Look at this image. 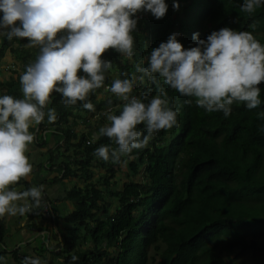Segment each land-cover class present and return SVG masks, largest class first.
<instances>
[{
    "label": "trees",
    "instance_id": "obj_1",
    "mask_svg": "<svg viewBox=\"0 0 264 264\" xmlns=\"http://www.w3.org/2000/svg\"><path fill=\"white\" fill-rule=\"evenodd\" d=\"M166 2L169 7L159 19L150 11L140 10L135 14L138 20L133 30V56L122 55L112 48L103 55L112 61L108 71H117L119 78H124L125 74L129 77L135 74L137 79L132 95L142 94V99L147 102L152 96L160 94L161 90L166 92L170 105L178 109L175 125L160 129L147 144L133 149L117 162L98 157L94 152L96 147L101 144L115 147V143L107 136H100L88 144L97 130L78 133L75 120L83 113H98V121L104 125L110 123L107 120L109 112L115 109L113 113L119 114L122 107H116L123 106L119 97L111 95L97 98L101 92L109 94L104 88L114 80L113 76L105 75L103 89L98 87L87 97L94 109L84 108L83 101L65 104L62 94L53 91L47 107L55 108L57 119L50 122L45 116L37 124V132V127L30 128L34 133L32 144L39 149L52 146L48 149L46 171L43 163L39 162L36 166L34 163L33 181L26 182L24 177L21 178L26 188L32 186L33 182L35 185L52 184L69 177L88 180L84 188L74 184L67 193V199L74 206L71 213L64 215L63 220L67 225H73L72 228L61 227L58 234L35 222L26 225L31 228L33 238L37 233L45 231L43 239L37 238L41 243L33 252L45 259L47 264H223L225 254L235 252V245L231 244L228 234H223L226 229L221 219H229L232 226L231 220L238 221L244 224L245 232H250L246 228H254L252 225L259 224L264 217V202L254 206H245L247 201L240 202V210H237L239 205L230 207L213 198L218 196L225 202L237 189L229 182L221 181L217 175L210 176L222 163L231 168L230 160L235 151L245 152L252 147L264 150V115L259 114L264 111V82L260 85V105L248 108L245 102H234L231 113L225 117L222 111L209 112L198 106L195 97L182 95L166 84L159 74L151 77L136 71L137 64L147 66V56L151 49L161 41H166L173 32L181 33L178 39L186 48L195 45L194 32L206 39L213 30L224 26L248 30L264 43V4L248 13L241 8L243 0H179V9L189 2L180 14L179 9L173 8V0ZM140 15L144 18L140 19ZM7 51L17 54L22 63L21 72L16 71L17 77H12L10 81L0 82V95L10 94L22 98L20 74L26 70V65L35 61L40 46L29 44L28 38L8 39L4 35L0 43V62ZM141 75L144 76L143 80L138 78ZM137 127L143 128V124ZM56 136L59 137L58 141H54ZM72 149L75 151L74 157L65 153ZM27 154H30L29 150ZM128 156L136 159L128 163ZM125 162L129 165L127 175H136L142 169L146 182L136 183L131 179L125 183L123 191H118L113 178L122 170L119 166ZM244 162V159H240L238 163L241 165ZM94 163L107 171L102 181L93 180L95 172L90 167ZM238 168L233 180L243 178L238 175L242 173V169ZM44 172H48V175L58 172L59 175L51 181L34 179V174ZM111 182H114L115 189H112ZM222 186L227 190L226 193L221 192ZM104 189L111 191L107 198ZM257 194H261L260 190L253 192V195ZM237 196L243 201L247 195L243 193ZM111 197L118 201V209L109 218H104L110 214L113 203H109L108 199ZM44 199L49 200L47 196ZM156 201H166L165 213L161 216ZM40 206H34L29 213L31 220L42 216ZM134 209L139 211L136 216L132 214ZM153 215L157 217L153 218ZM146 216L148 219L144 228L140 227V222L145 221ZM4 220L0 218V243L9 237ZM60 220L61 216L55 217L50 223L58 226ZM50 231L53 233L51 236L47 234ZM123 234L128 235L123 240L119 239ZM241 242L245 245L246 239L242 237ZM85 244L88 248H83ZM116 246L120 252L117 257H111L110 248ZM3 250L6 252L4 246ZM15 255L19 260L29 254L24 252L21 257ZM73 256L77 259L73 260Z\"/></svg>",
    "mask_w": 264,
    "mask_h": 264
},
{
    "label": "clouds",
    "instance_id": "obj_2",
    "mask_svg": "<svg viewBox=\"0 0 264 264\" xmlns=\"http://www.w3.org/2000/svg\"><path fill=\"white\" fill-rule=\"evenodd\" d=\"M188 4L186 2L179 9V0H173L172 6L182 14L184 6ZM262 4L264 0H243L241 8L252 13ZM168 7L166 0H0V43L6 35L8 39L28 38L29 44L40 46L35 61L26 65V70L20 74L23 97L0 95V218L4 219L7 214H17L21 221L16 230L22 229L26 221L32 224L29 213L34 206L40 204L42 216L34 219H39L35 224H42L50 230L55 229L57 233L62 227L61 224L55 226L50 223L51 219L63 217L65 214L57 216L53 212L52 202L44 199L47 196L44 185H34L26 189L17 186L22 181L21 178L30 174L33 168L27 155L29 145L34 139L30 128L43 121L45 116L50 122L57 119L55 108L47 107L53 91L62 94L65 104L83 101L84 108L94 109L93 103L87 97L92 90L104 83L105 72L112 65V61L104 57L105 51L112 48L122 55L133 56V30L138 20L135 14L140 10L150 11L159 19L165 15ZM139 18L144 17L140 15ZM180 35L179 32H173L166 41L153 47L147 56V66L137 64L136 71L151 77L159 74L166 84L182 95L195 97L198 106L209 112L222 111L225 117L231 113L234 102H245L248 108L261 104L259 93L260 85L264 82V43L256 39L252 32L224 26L213 30L206 39L194 32L193 40L196 43L187 48L178 39ZM8 52L10 51L6 52L4 58ZM11 54L17 57V54ZM17 60L22 65L18 57ZM138 78L143 80L144 76ZM136 79L135 74L132 77L125 74L124 78L117 77L110 86L104 88L111 95L119 97L123 106L116 107H122L119 114L113 113L115 109L109 112L107 120L110 123L101 126L87 142L90 144L100 136L112 139L115 147L101 144L94 149L95 154L103 160L117 162L133 149L147 144L160 129L171 128L177 123L178 109L170 105L167 93L163 90L147 102L142 99V94L132 95ZM5 82L7 81H1ZM259 114L264 115V111ZM141 123L143 128L137 127ZM263 151L253 147L245 152L235 151L230 160L231 168L235 170L232 171L223 163L214 170L210 176L217 175L221 181L229 182L237 191L228 196L225 202L218 196L213 198L230 207L237 204V210H240V202L247 201L245 206L264 202ZM130 157L131 160L128 156L126 162L136 159ZM240 159L245 160L241 165L238 163ZM126 162L121 166L126 165ZM95 163L90 169L96 166ZM238 167L242 169V173L238 175L243 178L233 180L237 176L234 173ZM92 170L96 175V171ZM40 175L43 176L42 173ZM65 179V184L71 186L66 191L67 194L74 184L69 181L72 177L63 178ZM77 179H83V186L75 183L80 188L88 183L83 177ZM100 179L101 177L96 181ZM10 185H15L18 190ZM220 189L222 193L227 192L223 186ZM258 190L261 194L253 195ZM243 193L247 196L240 201L237 195ZM66 200L70 201L67 198ZM166 201L155 202L160 216L165 213ZM132 214L136 216L139 211L134 209ZM109 216L108 214L104 218ZM147 219L148 216L145 221L140 222V227L144 228ZM164 219L165 215L162 221ZM251 219L255 218H248ZM7 220H4L6 227ZM41 220H48L49 227L41 223ZM221 220L225 222L226 230L223 234H228L231 244L235 245L234 253H224L226 257L223 264H264V217L259 224L252 225L254 228L245 227L250 232H245L244 224L238 221L231 220L232 226L229 219ZM62 221L64 220L59 222ZM42 232L43 235L45 231ZM127 235L123 234L119 239L123 240ZM242 237L246 239L245 245L241 242ZM6 240L8 239L0 243L4 247H7ZM119 252L116 246L111 247L109 253L111 257H117ZM22 253L24 252L14 251L19 257ZM72 259L77 257L73 256ZM2 260L4 257L0 256V261ZM19 260L20 263L16 259L17 264H47L45 259L33 254Z\"/></svg>",
    "mask_w": 264,
    "mask_h": 264
},
{
    "label": "rangeland",
    "instance_id": "obj_3",
    "mask_svg": "<svg viewBox=\"0 0 264 264\" xmlns=\"http://www.w3.org/2000/svg\"><path fill=\"white\" fill-rule=\"evenodd\" d=\"M14 69L16 71L20 72L21 64H18L17 57L14 54H11L10 52H8L7 55H6V58H4L3 62L0 64V82H1V80L10 81L12 79V77L15 78V72L16 71H13ZM105 75L106 76L111 75V76H113L114 79H116L118 77V75H117V73L115 71H107L106 70ZM104 86L101 85L100 88L103 89ZM109 96H111V93L106 94L104 92H101V93L98 94L97 98L98 99H102V98H107ZM98 119H99L98 118V113H94V115L93 114H85V113H83L82 115L78 116L77 119L75 120L77 122L76 130L78 131V133H80V131L81 132H83V131L87 132L88 130H91V129L92 130L96 129L98 131V129L101 126H103V124L99 123ZM34 127H37V124H35ZM37 131H38V127L36 129V132ZM54 138L55 137H51V139H54ZM58 140H59V137L56 136L54 141H58ZM51 146L52 145H50V146L48 145L47 147H45L43 149H39L38 146L36 147L34 144L30 143L29 148H28L30 154H27L28 156L30 155V157H29L30 162L32 164L35 163V166L39 162H40V164L43 163L44 167L47 166V164H45V163L48 161V158H49L48 157V149H49V147L51 148ZM43 153H47V154L44 155ZM65 153H67V155H71L73 157L75 156L74 149L70 150L69 152L66 151ZM131 158L132 157H129V160H131ZM39 165L37 167H39ZM119 167H120V170L121 169L122 170H121V172L117 173L115 175V177L113 178V181L115 183L111 182L112 189H115V186H114V184H115L116 185V189L118 191H123L125 183L127 181H130L131 179H133L137 183L146 182V180H144V177H141V175H143L142 169H140V173H137L136 175H134V173H129V175H127L126 173H127V171H129V165H124L123 164L122 166H119ZM45 169H46V167L44 168V171H46ZM92 169H94L96 171L95 181L98 180L100 177L102 178L103 174L107 173V171H105L104 169L98 168V166H94V167H92ZM44 173H45V176L48 175V172L47 173L44 172ZM49 175H53V173H51ZM69 181L72 182L73 184H75V183L79 184L80 186L84 185L83 179L72 178V179H69ZM103 188L104 187H101V189H103ZM104 193H105L106 198H107L110 195L111 191L104 190ZM108 202L109 203H113L112 208L110 209V214H109V215H112L115 212V210L118 209V201H115L114 198L111 197L110 199H108ZM73 206H74L73 202L72 201H68V203H66L65 207H63L62 213L63 214L71 213L72 209H73ZM4 217H5V219H8L7 220V226H8L7 227V232H8V234L10 233V236L8 237V240H6V242H7V245L9 247H8V249L5 252L3 250V245L0 244V250L2 249V251H4V252H2L0 254V256H3L4 259H8V260L11 261L13 259V257H12V254H11L10 244L13 242L14 237H16V235L19 233V231L16 230V227L18 226V224L20 223L21 220L17 217V214H15V215L7 214V215H4ZM63 217H62V220H63ZM38 221H39V219L33 220V222H36V223H38ZM28 223H30V221ZM61 225H62V228H64V229L67 226L69 228L73 227V225H67V223L64 222V221L61 222ZM25 226H23V228ZM25 229L28 231L30 236L31 235L33 236L31 228L26 227ZM35 237L41 238V239L44 238L43 236H40V234L38 235V233L35 235ZM40 243H41V241H40V239H38V241H37L38 246H39ZM46 243H48V241ZM52 243L53 242H49V244H52ZM83 248H88V246L85 244L83 246ZM116 253H117V251H116ZM18 263H20V260H18Z\"/></svg>",
    "mask_w": 264,
    "mask_h": 264
},
{
    "label": "crops",
    "instance_id": "obj_4",
    "mask_svg": "<svg viewBox=\"0 0 264 264\" xmlns=\"http://www.w3.org/2000/svg\"><path fill=\"white\" fill-rule=\"evenodd\" d=\"M1 81H4V80H1ZM0 90H1V87H0ZM33 172H34V170H32L30 174H28L26 177H24V180L26 182H32L33 181V175H32ZM42 175L43 176H41V175L38 176V175L34 174V179L35 178L37 180H39V178H41L42 180L52 179V178H55L57 176V172L53 173V175L45 176V173L44 174L42 173ZM24 180L17 183V186L19 188L26 189V185H23V183H22ZM66 181H67V179L62 180L60 182L52 183V184L51 183L44 184V187H45L44 191H45L49 201L52 202L51 208H52L53 212L56 213L57 216L60 214H63L62 213L63 207H65L66 203H68V201L66 200V198H67L66 191L71 186H70V184L66 185L65 184ZM31 185L34 186L35 185L34 182ZM13 186L15 187V185H10V187H13ZM16 189L18 190V188H16ZM41 223L45 224L46 227H49L48 220H41ZM27 224L28 223L26 221V225ZM26 227L19 230V233L16 235V237H14L13 242L10 244V249H11V254H12L13 259L11 261L8 259H4V260L0 261V264H17L16 263V255L14 254V251H17V250H19L21 252H25L27 254H33L34 256H37L36 253L33 252L38 247L37 237L34 236V238H33L32 235L30 236L28 231L25 229ZM54 231H55V229H54ZM42 233L43 232H40L38 234H40V236H43ZM47 234L51 236L53 233L50 231ZM43 237H45V236H43ZM5 244L7 245V242H5ZM8 247L9 246L7 245V247H5V248L8 249ZM1 253H2V251L0 250V254Z\"/></svg>",
    "mask_w": 264,
    "mask_h": 264
}]
</instances>
